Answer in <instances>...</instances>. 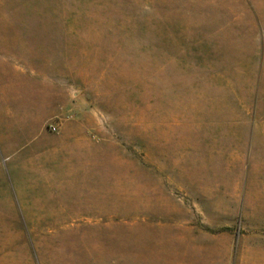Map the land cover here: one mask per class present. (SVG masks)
Returning <instances> with one entry per match:
<instances>
[{
	"label": "rangeland",
	"instance_id": "374dc122",
	"mask_svg": "<svg viewBox=\"0 0 264 264\" xmlns=\"http://www.w3.org/2000/svg\"><path fill=\"white\" fill-rule=\"evenodd\" d=\"M0 264H264V0H0Z\"/></svg>",
	"mask_w": 264,
	"mask_h": 264
},
{
	"label": "built area",
	"instance_id": "2783aa9c",
	"mask_svg": "<svg viewBox=\"0 0 264 264\" xmlns=\"http://www.w3.org/2000/svg\"><path fill=\"white\" fill-rule=\"evenodd\" d=\"M50 131H52V132H56V131H57V127L54 126V125H51V126H50Z\"/></svg>",
	"mask_w": 264,
	"mask_h": 264
}]
</instances>
